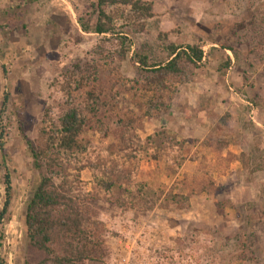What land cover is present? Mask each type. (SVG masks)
Segmentation results:
<instances>
[{
    "label": "rangeland",
    "instance_id": "rangeland-1",
    "mask_svg": "<svg viewBox=\"0 0 264 264\" xmlns=\"http://www.w3.org/2000/svg\"><path fill=\"white\" fill-rule=\"evenodd\" d=\"M97 1L0 0V212L7 173L11 180L7 214L0 222V264H40L44 259L27 235L26 209L40 176L20 128L38 146L45 114L50 111L57 120L65 108V71L86 68L99 58V37L83 33L77 23ZM145 1L153 3L156 18L130 35L133 47L126 61L112 56L121 70L110 75L134 79V52L146 50L152 62L161 60L160 32L169 34L168 43L203 47L205 65L178 87L171 112L145 118L137 127L143 139L165 130L168 142H184L181 170L166 165L164 152L158 161L144 156L139 181L149 185L151 194L174 188L190 203L186 208L122 212L99 195L91 208L101 223L107 257L88 264H264V40L259 41L264 0ZM226 64L227 69L219 70ZM116 91L120 113H137L136 101L121 87ZM212 113L216 119L210 118ZM226 114L231 118L219 125ZM109 121L107 142L115 145L118 128ZM84 136L100 140L95 130ZM205 139L213 148L203 146ZM217 143L226 146L217 150ZM242 153L253 159L248 171L239 162ZM217 157L226 162L222 175L211 179L214 187L208 177L194 181L197 164L191 170L189 162L216 164ZM82 180L92 192L90 171L82 172Z\"/></svg>",
    "mask_w": 264,
    "mask_h": 264
},
{
    "label": "trees",
    "instance_id": "trees-1",
    "mask_svg": "<svg viewBox=\"0 0 264 264\" xmlns=\"http://www.w3.org/2000/svg\"><path fill=\"white\" fill-rule=\"evenodd\" d=\"M155 18L153 3L145 0H98L92 3L91 12L80 15L77 23L83 33L99 37L95 50L99 58L86 68L77 66L73 71H65L64 91L68 98L65 108L57 120L49 115L50 111L45 114L38 146L28 140L20 128L40 176L39 185L27 205L25 220L30 246L44 254L40 264L104 261L107 252L101 223L95 219L91 208L99 195L122 212H152L172 205L189 206L190 197L176 194L174 188L151 194L149 185L139 181L144 156L158 161L164 152L166 165L175 172L181 170L186 159L184 142L175 139L168 142L165 130L143 139L137 133V127L145 118L156 119L171 112L178 87L190 81L194 72L205 65L207 56L203 47L168 43L169 34L160 32L161 60L152 62L146 50L134 52L130 59L136 70L134 79L110 75L111 71L121 70L120 65L114 67L112 56L126 61L133 47L130 35L142 32ZM257 28L253 30L257 31ZM262 40L264 35L260 34L259 41ZM222 49L231 48L222 46ZM251 51L256 52L254 45ZM228 67L226 64L219 70ZM118 87L136 101L137 113L131 110L120 113L117 106L120 91L115 92ZM210 118L216 119V115L212 113ZM230 118V114H226L219 119V125L225 126ZM109 119L118 128L115 145L107 142L112 134ZM87 130L99 133L98 143L84 136ZM202 143L208 149L214 146L209 139ZM215 145L217 150L226 146ZM215 162H197L193 180L199 182L205 177L211 180L215 174L222 175L225 170L221 165L226 159L217 157ZM239 162L248 171L253 159L242 153ZM86 170L91 173L92 192L86 189L82 180V172ZM5 184L7 197L0 212V222L6 216L10 202L8 173ZM210 187H214L212 180Z\"/></svg>",
    "mask_w": 264,
    "mask_h": 264
},
{
    "label": "crops",
    "instance_id": "crops-1",
    "mask_svg": "<svg viewBox=\"0 0 264 264\" xmlns=\"http://www.w3.org/2000/svg\"><path fill=\"white\" fill-rule=\"evenodd\" d=\"M196 164H197L196 161H191V162H189V165H187V166L188 167H191V170H193ZM227 176H228V173L227 174H224L221 178L222 179H226Z\"/></svg>",
    "mask_w": 264,
    "mask_h": 264
}]
</instances>
